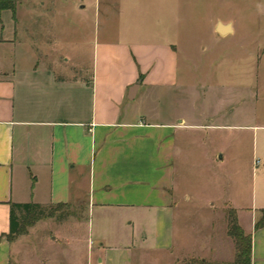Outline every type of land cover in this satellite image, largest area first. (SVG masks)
<instances>
[{"label":"crops","instance_id":"1","mask_svg":"<svg viewBox=\"0 0 264 264\" xmlns=\"http://www.w3.org/2000/svg\"><path fill=\"white\" fill-rule=\"evenodd\" d=\"M15 2L14 10H0V264L28 249L30 235L9 237L12 204L78 200L87 207L89 238L82 245L68 237L66 223L45 242L71 255L69 264H159L160 253L173 247L176 206L191 201L188 194L174 196L170 163L190 161L187 151L202 141L212 144V162L223 160L233 129L248 127L236 122L247 116L226 109L232 95L199 93L191 67L182 64L181 54L191 51L185 50L183 6L195 1L92 0L103 27L95 33L91 63L75 66L69 40L82 37L90 3H78L80 27L73 31L57 0ZM210 22L216 36L236 33L233 19ZM218 22L232 30L218 32ZM78 44L81 60L86 44ZM208 101L219 111L200 109ZM256 153L261 192L249 211L241 204L233 209L238 219L250 215L251 264H264V223L257 226L264 220V141ZM131 161H157L150 180L131 177ZM181 241L195 251L188 238ZM45 258L44 264L52 259Z\"/></svg>","mask_w":264,"mask_h":264},{"label":"rangeland","instance_id":"2","mask_svg":"<svg viewBox=\"0 0 264 264\" xmlns=\"http://www.w3.org/2000/svg\"><path fill=\"white\" fill-rule=\"evenodd\" d=\"M57 1L69 13L70 21L67 25L71 26L73 31L79 30L80 27L77 7L79 4H85V1L90 3L86 10L87 28L83 29L82 37L70 39L71 44L68 45V52L74 58L71 65L75 66L77 60L89 65L95 33L98 27H103V21L95 18L92 0ZM194 1L195 5L186 3L183 6L186 15L185 50L188 48L191 51L181 54L182 64L186 70L191 67L199 93L217 97L232 95L233 101L227 103L226 109H231L234 114L243 113L238 116L243 120L247 116L246 120L236 122L248 127L233 129L231 140H227L221 150L225 155L223 160L212 162L208 157L209 152L213 150L212 144L202 141L200 145L187 151L191 154L190 161L170 163L174 196L179 199L181 194H188L191 201L187 207L176 206L172 225L173 247L160 253L158 260L159 264H236V240L230 235V223L235 214L238 225L245 235H249L246 226H250L251 218L247 213L241 214L238 219L237 214L233 213L234 204H241L249 211L263 184L262 162L257 161L256 149L264 141V128L261 127L264 125V0ZM214 17L233 19L236 33L227 38L213 34L210 21ZM57 24L61 26L62 23L57 21ZM110 25L116 28L118 18L113 17ZM80 42L86 44L81 60L76 58L81 55L76 54ZM225 48L227 49L224 50ZM216 103L208 101L200 109L206 112L219 111V104ZM201 137L207 140L209 135L202 132ZM156 162L131 161L133 171L130 176L150 180ZM118 165L123 168L124 161H119ZM114 172L112 177L116 181L117 173ZM137 186L145 187L147 184L138 182ZM211 202H214L213 206ZM41 210L43 214L39 211H17L20 230L10 238L30 236L27 239L28 249H24L25 252L21 255L23 258H18L17 250L14 251L12 264H44V258L49 256L52 259L47 260L46 264H69L71 255L63 253L60 247L45 243L46 236L58 234L65 229L68 237L80 238L82 245L84 239L89 238L86 223L88 213L84 201L78 200L66 205H46L42 206ZM66 223L69 226L62 229ZM72 223H79V226ZM184 238H188L189 243L192 241L191 247L195 251L189 253L191 248L181 245V239ZM209 241L211 247L208 251ZM81 257L79 254L74 256L78 261ZM204 258L207 260L204 261Z\"/></svg>","mask_w":264,"mask_h":264},{"label":"trees","instance_id":"3","mask_svg":"<svg viewBox=\"0 0 264 264\" xmlns=\"http://www.w3.org/2000/svg\"><path fill=\"white\" fill-rule=\"evenodd\" d=\"M15 0H0V10L2 9H15ZM42 206L36 203H14L12 204V213H11V226H10V234L11 237L14 234L19 233L20 230V222L17 215V211H22L25 213H34L40 212L43 214L41 210ZM235 213V211H233ZM38 214V213H37ZM264 223V220L260 221L257 226H260ZM230 235L234 237L236 240V264H251V236L245 235L243 230L237 223V217L234 214V218L230 223Z\"/></svg>","mask_w":264,"mask_h":264},{"label":"water","instance_id":"4","mask_svg":"<svg viewBox=\"0 0 264 264\" xmlns=\"http://www.w3.org/2000/svg\"><path fill=\"white\" fill-rule=\"evenodd\" d=\"M231 25H232L231 23L224 24L222 22H218L217 31L222 33V34H224L226 32H230L232 30Z\"/></svg>","mask_w":264,"mask_h":264}]
</instances>
